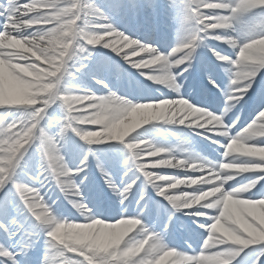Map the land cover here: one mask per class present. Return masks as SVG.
Segmentation results:
<instances>
[{"label":"clouds","instance_id":"obj_1","mask_svg":"<svg viewBox=\"0 0 264 264\" xmlns=\"http://www.w3.org/2000/svg\"><path fill=\"white\" fill-rule=\"evenodd\" d=\"M46 7L55 10L29 20L16 19L9 30L0 33V68L10 73L18 85L16 93L0 94V108L24 109L20 118L7 128H3L4 122L0 121V128H3L0 135V179L14 175L28 152L26 146L39 139L44 161L41 169L49 172V177L63 192L67 194L69 189L75 188L72 195H80L78 186L70 179L72 171L57 149V142L52 137L50 140L44 129L39 128L43 117L37 119V116L57 99L65 106L75 99L58 90L66 61L75 54L73 49L84 51L87 45L95 46L106 36H115L103 47L118 56L133 49L122 57L123 60L151 85L175 93L176 98L130 99L109 90L93 106L96 111L78 121L97 125L98 129L73 128L70 122L64 123L58 133L60 139L63 140L70 130L88 144L107 141L123 144L129 153L128 160L140 168L157 195L167 201L170 219L177 214L198 217L204 214L202 210H218L202 239L200 251L189 254L169 244L167 224L164 229L156 230L139 215L101 219L83 201L74 203L77 212L84 217L82 222L60 218L37 193L38 198L33 199L30 209L40 230L45 231L50 246L58 248L60 255L65 252L78 254L85 264H236L246 250L258 246L255 249L258 256L252 264H260L264 257V192L254 190L264 182V108L235 133L233 129L240 115L231 121L229 117L264 73V0H224L206 5L230 10L228 16L209 17L216 23L207 27L222 29V32L200 37L198 33L203 30L198 25L202 21L189 23L186 38L191 42L173 47L168 52L119 30L113 33L98 31L105 25L96 21L106 17L91 12L89 6H82L79 0H34L30 10L39 12ZM13 32L17 34L13 35ZM209 39L227 45L237 53L234 59L215 53L217 60L226 62L230 74L226 104L218 113L183 98L184 83L180 79L192 67L189 63L181 69V64L193 60L197 48ZM188 47L192 48L190 53L175 58ZM133 57L145 58L132 62ZM41 64L45 66L41 67ZM150 122L178 124L193 132L203 130L223 137L226 143L221 145L224 150L220 159L211 160L195 148L174 151L153 140L140 138L138 130ZM17 123L28 126L21 133L8 135ZM185 143L190 141L186 139ZM145 156L160 158L140 166L138 162ZM149 167L194 175L162 176L156 171H143ZM157 180L168 182L161 186ZM232 182H235L233 186L227 187ZM143 198L141 196V200ZM188 247L192 245L189 243ZM62 264H81V261L65 256Z\"/></svg>","mask_w":264,"mask_h":264},{"label":"bare ground","instance_id":"obj_2","mask_svg":"<svg viewBox=\"0 0 264 264\" xmlns=\"http://www.w3.org/2000/svg\"><path fill=\"white\" fill-rule=\"evenodd\" d=\"M145 2L148 7L149 4H154L153 0H82V3L85 5L89 6V10L91 12H99L101 13L104 17H106L105 22H111V25L119 31L124 32L126 35H129L132 38H136L141 40L143 43H147L148 40H150L149 35L150 33L154 32L155 28L154 25H157L158 28L160 29V34L162 31L166 30L167 31V37L168 40L165 41L164 37L159 36L158 40H152V43L155 46H157L161 51L165 52L162 50L160 47L166 48L167 46H171V48L176 47L180 45L187 37V32L186 28L187 25L183 23V16L180 12V8H184L185 6V0H158V5L155 9L152 10V6H149L148 8H140L136 9L134 8L132 12L126 14L125 16H121L118 18V24H116L115 19L112 18L113 14H123L122 13V8L127 5H134V4H139V2ZM23 3H31L32 0H22ZM5 0H0V4H4ZM44 11V10H41ZM145 13V14H143ZM31 15V14H30ZM165 16L167 19L162 20V16ZM98 21V20H97ZM96 21V22H97ZM6 23V18L3 15H0V30L3 29L4 24ZM77 23H80V21H77ZM151 24V30H148L145 27V24ZM33 29L27 30V32L32 31ZM27 34V33H26ZM152 36V35H151ZM107 39V38H106ZM207 43V42H206ZM216 43V41H215ZM202 45V47H204ZM168 48V47H167ZM211 49V47L207 46V49ZM207 49L203 50V54L199 52L198 50L197 53L195 52L194 58L191 61L192 67L189 68V71L184 73L183 76L180 78L183 83H184V89L182 90V95L187 96L190 95L189 92L192 89V86H194L192 92L196 88V79L198 77V73L201 72V76L203 75V71H201L202 65L204 66V60L207 55ZM215 49L217 52L219 51L220 53L226 52L224 47L220 44L217 43ZM74 55L72 56L71 59H68L66 61V69L62 75L61 83L58 86V90L61 94L65 92L64 88L67 85H75L77 84L76 82H73V76L76 74H81L84 75L90 79L95 78L96 80L101 81L104 86L105 91H102L99 96H105L109 93V90L112 92L117 93L118 95L128 97L130 99H145V98H151V99H156V98H167V96H176L175 93L169 92V94L165 92H161V94H158L160 92V88H155L157 85H151L148 81L145 80L143 76L140 75L139 71L136 69H133L130 67L128 63H126L122 56L116 55L111 49L104 48L103 44L100 45H87L86 49L84 51H80L79 48H74ZM126 51V50H125ZM236 52L235 50H233ZM201 53V54H200ZM135 59V58H133ZM43 66H45L43 64ZM185 66H181V69L184 68ZM203 68V67H202ZM180 69H176V71H179ZM145 71H148L147 69ZM204 71L208 72V69H204ZM211 73V72H209ZM208 73V74H209ZM215 74L216 72H212ZM73 74V76H72ZM81 77V76H80ZM0 79L5 80L9 85H12L14 87H18L16 80L10 73H6L2 68H0ZM75 79V78H74ZM221 83V81H220ZM107 85V87H105ZM264 87V73L261 74L260 77L257 78V82L254 85L252 91L254 94H260L261 89ZM96 88L94 86L90 85L85 88V92H95ZM157 89V91H156ZM192 97L190 98L192 101L196 97V94L191 95ZM257 102L254 107L252 108L251 112L246 115V113L243 111L244 109V104L245 102L242 101L241 105L237 107V109H240L237 114L240 115V120L238 123H236L235 128L233 129V133L238 131L240 128L245 126L250 120H252L253 116L255 113L262 107L264 106V99L257 100ZM58 102L57 100L55 103H53L49 108L54 111L58 107ZM199 102V101H196ZM242 110V111H241ZM237 116V115H236ZM235 116V117H236ZM17 115H12V114H0V121H3L4 123H11L17 119ZM49 118V117H48ZM230 121L233 120L231 118V115L229 117ZM91 127H99L97 125H88ZM154 129L156 130H161L160 132L158 131V136L155 134L153 141L161 143L163 146H166L174 151H179L182 150L183 148L179 146L180 141H183V138L186 136H189L191 134V130H189L186 126H180L178 124H165L164 122H150L148 125L143 126L140 130H138L137 135L140 136L142 139H147L148 133L151 131L154 133ZM55 127L51 129L50 131H45V133L48 136H51L52 139L54 138L55 134ZM210 134V133H208ZM150 137V136H148ZM215 140L217 143H214L212 140L209 141L211 146H214L217 148L219 151H223V147H221L222 143L226 142L225 139L221 136L215 135ZM110 142V141H108ZM119 143V142H118ZM183 143V142H182ZM124 145L119 143V145H115L113 148H106L99 150V155L101 156L100 160L102 162V168H106V166L112 165L115 162L119 160L120 161H125L122 168L116 167L115 171L113 172V176L115 179V182L117 183L118 186H124L127 183H131L132 180L138 175V171L135 168V166L128 160L129 153L124 152L122 150V147ZM190 148H195V143H192L188 147ZM204 156H210V153L207 152V148H200ZM67 154V152H66ZM65 154V155H66ZM69 155V154H68ZM104 155V156H103ZM212 157V156H211ZM214 157V156H213ZM155 158H150L144 159L145 162L152 160ZM28 161V160H27ZM26 161V162H27ZM89 158L85 161L83 158V154L78 155L76 158H70L68 159V163L71 165L75 166H82L88 164ZM25 162V160H24ZM26 164L30 163H23V166ZM36 166H39L42 164V160H35ZM38 164V165H37ZM150 168V167H149ZM18 170V169H17ZM34 170V169H33ZM163 174L169 173V170L173 169H160ZM36 171V169H35ZM179 170H174L172 173L173 175H179V176H184L186 174L185 172L183 173H178ZM16 172V170H15ZM14 172V173H15ZM38 173V171H37ZM40 173V171H39ZM142 174V173H141ZM187 174H194V173H187ZM143 176V175H142ZM78 177H83V175H79ZM235 182H232L227 187L233 186ZM49 181L44 184L43 189L44 193H48L50 191V186H49ZM87 190H89V186H87ZM257 192H264V182L260 186H258L257 190H254ZM4 192H0V197L3 195ZM153 194H157L156 191L152 188L150 183H146L144 185L138 186L137 184L133 185L132 190L127 194V198L132 197L129 203H127V200H124L123 203H121L120 199L118 200V209L116 210L117 213L112 216V214L109 211H106L104 215H102L103 218L113 220L114 218H120L121 215H128L129 213H138L140 218L144 219L145 222L150 225L151 227L155 228L156 230L160 229L161 223L164 220L172 221L175 219V216L173 217V220L170 219L167 215L166 212L168 211V208L164 207L162 205V200L165 201L162 197L157 198V200H154ZM143 196V199L150 198L151 202H148L146 200V203H151V206H148L147 208L144 209L145 203L141 200H139ZM118 198H120L118 196ZM153 198V201H152ZM258 198V197H255ZM139 201V203H137ZM121 206L119 207V205ZM22 206L19 202L18 199L14 198L9 201L8 207L9 209V214L7 213L6 216H3L0 214V224L3 225L1 227V232L3 235H5L8 239L13 238H18L21 236V243L24 242V240L27 238L24 236L22 228L18 227L20 226V223L23 224L24 221L20 220L14 213L15 210L18 208H22ZM77 212V210H76ZM54 213L60 217V218H67L69 220H76L78 222H82L84 220V217L82 216H76L74 214H66L62 215V213L58 211H54ZM78 213V212H77ZM203 215L198 216V217H187L183 216L181 214H177V218L180 219H185L189 218L192 221L195 220L196 223L195 226H201L207 221V223H211L212 221L209 219L210 216L212 215H217L218 212L216 210H203ZM129 216V215H128ZM17 227L15 230V233L13 232V229ZM205 228L206 227H202ZM7 229V230H6ZM174 227L171 229H168L167 233V238L170 243L177 242V236L175 233L177 232V229L173 230ZM194 228H189L188 230H193ZM202 229V230H205ZM190 231H186V233H189ZM198 232L197 235L200 236V238L203 239L205 234H203V231H196ZM180 239L184 237L182 233H178ZM169 235V237H168ZM171 235V236H170ZM33 236V235H32ZM35 243L37 241H48L47 236L44 238H37L36 236H33ZM32 237H28L30 239ZM32 243V242H31ZM258 248V246H253V250H246V254H242L241 258H239V262L236 264H249L253 260L256 259L258 256V251L255 249ZM53 252H56L58 254V248H53L50 247ZM51 251V253H52ZM27 255V254H25ZM69 256L72 257H77L78 254L76 253H68ZM29 256V255H28ZM29 258V257H28ZM260 262H264V257L260 259Z\"/></svg>","mask_w":264,"mask_h":264},{"label":"rangeland","instance_id":"obj_3","mask_svg":"<svg viewBox=\"0 0 264 264\" xmlns=\"http://www.w3.org/2000/svg\"><path fill=\"white\" fill-rule=\"evenodd\" d=\"M153 1H154V4L148 5V7L152 6V10L155 9L159 3L158 0H153ZM209 2L217 3L219 2V0H209ZM146 5L147 4L145 2L140 1L139 4H134V5H129V6L132 8L140 9V8H148ZM41 10H45V8H41ZM129 12H130L129 8L127 6H124L122 8V13H124V15L119 14V13L113 14L112 18L118 20L119 17L121 16L123 17L125 16V14H128ZM180 12L182 16L184 17V15L186 14V7L184 8L181 7ZM163 18L167 19L164 15H163ZM106 23L111 24L110 21L109 22L107 21ZM164 39L168 40L167 35L164 37ZM209 41L215 45H217V43L222 45L228 51H233V49L229 48L227 45L221 44L217 41L215 43V41L211 39H209ZM146 44H150V42H147ZM167 47L166 48L160 47V48L164 50L165 52H168L171 50V46H167ZM206 49H207L206 45L202 49H200V47L198 48L199 52H201L202 54H203V50H206ZM207 55L208 56H206L204 63L205 65L210 66V69L217 70L218 73L222 72L221 69H227L228 65L226 64V62L217 60L216 56L213 54L212 51L208 52ZM225 55H229L232 58L233 56H236V54H234L233 52L227 53ZM41 67H44L43 64H41ZM229 75L230 74L226 70V73L224 74V77H223L224 78L223 80L225 82V89H220L221 96L218 99V103L221 109L225 107V104H226V97L224 93L227 90V86L229 83ZM73 77L75 78V79L73 78V80H75L73 82L77 81V84L67 85L64 88V90L65 89L66 90L63 94H81L85 92V88L88 87L89 84L94 87L96 86V90L98 89L99 92L105 90L103 87H100L102 85L104 86V84H102L101 81L96 80L95 78L90 79L81 74H78V75L75 74ZM210 78H211L210 80H206L205 78H203L202 80L204 81L201 80L200 82H204V84H206V86L208 87V91L212 92L216 85V80L213 79V77L211 76ZM216 87L218 86L216 85ZM155 88H160V92L158 94L162 95L161 92H165L169 94V92L166 89L161 88L160 86H157ZM17 90H18V87L16 88L12 85H9L7 82H5V80L0 79V94L11 95V94L16 93ZM92 93L96 95V93L94 92ZM249 97L250 95L245 97L248 101L247 106L248 104H252V102L249 100ZM167 98H176V96H172V97L167 96ZM52 109H54V107H52ZM52 109L50 108L46 109L43 119L40 122L39 128H43L44 131L46 130L50 131L51 129L55 127L56 131H55L53 140L57 142L56 144L57 149L59 150L60 154L65 157V161L67 162L69 169L73 173L72 181L78 186L80 195L79 196L72 195V192H74L73 189H69L68 193L66 194L56 185L55 181H53L51 177H49L48 179L49 184H50L49 185L50 191L48 193H44V189L43 187H41L39 180L37 179V177L40 175L39 171L40 172L42 171L41 165L44 164V161L41 159L42 150H41V141L39 139L35 140L31 144V146L28 149V152L24 156V159L20 162L19 167L15 169L16 172L14 173V176H16V178L20 182H22L25 186L39 189L42 197L44 198V201L46 202L47 205L51 207L53 212L59 210V212L62 213V215L72 213L76 216H80V214L76 212L74 203L76 201H83L84 203L88 204V207L92 209V212L98 218L105 219L102 217V215H104L106 211H109L110 213H112V216H114V214L117 213L116 210L118 209V203H119L118 200L120 199L121 201V197L118 198V195L116 194V192L113 190L112 187H110V183H115L113 176H112V172L115 168V164L106 166V168H102V162L100 161L102 160L101 159L102 155H99V152H100L99 150L106 149V148H113L115 147V145H119V143L115 141H110V142L107 141L101 144H88L87 142L81 140L78 136L75 135V133L71 132L70 130L66 133L64 139L61 140L58 133L63 124L64 118L67 113V109H66V106L63 105L61 101L58 102L57 109H55L54 111L50 113ZM23 111L24 109L22 108L18 109L15 107L0 108V114L6 113V114H12L14 116L17 115L18 117L17 119L20 118V115L23 113ZM87 129L95 131L98 128L87 126ZM154 130H155L154 133H152L151 131L148 133L147 139L153 140L154 135L157 133L156 135L158 136V131L159 132L161 131V130H156V129ZM191 132H192V135L188 136L187 137L188 139H193V138L197 139L200 144L207 146L205 140L203 141L200 138L204 136V133H202V130H198V131L196 130L195 132L193 131ZM207 138H212V136L207 135ZM158 144L162 145L161 143H158ZM184 145H185V142H184ZM122 150H124V152H128L124 146L122 147ZM80 154H83V158L85 161L89 158L87 166L80 165L77 167L75 165H71L68 163V159H70L71 157L76 158ZM144 159H148V157L145 156ZM35 160L36 162L37 160H42V164L39 166H36ZM150 162L151 160L147 161L146 163L150 164ZM23 163L24 164L30 163V164H26L23 166ZM46 166L47 165L45 164V167ZM117 166H121L120 163H117L116 167ZM149 170L151 171L152 169L149 168ZM154 171L163 174V172H161L160 169H157ZM173 172L174 170H172V172L171 170H169V173H166V174L173 175L172 174ZM178 173L181 174L183 173V171L179 170ZM79 175H83V177L82 178L78 177ZM185 175H194V174L186 173ZM132 181H135L134 185L137 184L138 186L148 183L147 179L144 176H142V174L139 171H138V175ZM87 186H89V190H87ZM10 187L12 186L10 185ZM13 191L16 193L15 198L18 199V202L21 205H23L22 200H20L18 190H16L13 187ZM4 195L5 193H3L1 197H4ZM132 197L133 196L126 199L127 203L130 202ZM154 197L156 199L158 195L155 194ZM139 200H141V198ZM141 201L145 203L146 199H142ZM164 204L166 207H168L167 201H164ZM147 205L148 204H146V206ZM120 206L121 204L119 205V207ZM20 208L15 210L14 213L20 220L24 221L23 224L20 223V226H18L22 228L24 236L28 238V234L31 233L30 237L32 238L29 239L30 247L26 249H22V243L20 241L22 235L19 236L18 238H14V240L12 237L11 239H8L5 235L2 234L1 229H0V246H3L4 248L10 250L14 254L15 264H57V261L60 259V257L56 252H53L52 249H50L51 246L48 243V241L42 242L39 240L35 243L33 236H36L38 239L44 238L46 236L45 231H41L40 229L34 230L33 225L37 222L35 221V218L32 216L31 211L28 210L26 206H22L23 211H20L19 210ZM9 209L10 208L8 207V204L4 205L3 211H0V214L3 216H6L7 213L9 214ZM106 220H109V219H106ZM187 220L192 221L189 218ZM164 224L166 225L167 223L164 222ZM164 224L162 225V229H164ZM178 225L183 226L184 221H180ZM16 229L17 227L13 229L14 233ZM0 264H13V262L7 261L6 258H0Z\"/></svg>","mask_w":264,"mask_h":264},{"label":"snow or ice","instance_id":"obj_4","mask_svg":"<svg viewBox=\"0 0 264 264\" xmlns=\"http://www.w3.org/2000/svg\"><path fill=\"white\" fill-rule=\"evenodd\" d=\"M222 2H224V0H219V2H217V3H210L209 0H185L186 14L183 17V23L185 25H187L189 23H196V21H202V23H199V25H198V28L203 30V31H199V33H198V35L200 37H206V36L210 37V36L217 35L218 33L222 32V29H210V28H208L207 27L208 25L216 23V20L209 19V17L228 16L230 14V10H225L222 8L206 7V5H214V4H218V3H222ZM79 3L82 6L85 5L84 3H82V0H79ZM33 4H34V0H32L31 3H22V0H5L4 4H0V15H3L6 18V23L4 24L3 29L0 30V33H3L5 31L9 30L10 25L15 23L16 19L29 20L35 15H46L47 13H50V12L55 10L52 7H46L44 11H41V10L39 12L31 11L30 9H32ZM60 6H63V5L61 4ZM97 13H98V15H102L99 12H97ZM81 16L83 17V12L81 13ZM105 21H106V19H100L97 21V23L105 25V27L98 29V31L105 32V33L116 32V29L111 24L106 23ZM120 33L125 34L122 31H120ZM12 34L16 35L17 33L13 32ZM113 39H115V36H106L104 41L102 43H98V45L109 43ZM190 42H191L190 38H186L181 44H189ZM80 43H83V41H80ZM132 50L133 49H128V50L122 52L121 56L123 57L125 55H128L129 52ZM191 51H192L191 47L185 48L184 51L179 52L178 56L175 58H179L180 56H185L186 53H190ZM211 51L213 52L214 55L217 52L213 49H211ZM133 58H135V59H133ZM133 58H132V62H137L141 59H144L145 57H133ZM191 61L192 60L189 59L185 63L181 64V66L187 67L188 64L191 63ZM224 94H225V97L227 99L228 90H226ZM232 94L238 95L239 93H232ZM65 95L68 97H73L75 99L66 106L67 113H66V116L64 118L63 124L70 122L72 124L73 128L87 129V126L90 124H87V123L81 124V123H78V121L85 118V117H88L91 113L96 111V108L93 106L97 105L100 102V100L102 99V96L98 97L91 92H83L81 94H65ZM156 99H159V98H156ZM57 100H59V99H57ZM52 104L53 103H51L50 106ZM50 106L46 107L44 112L40 113V115L37 116V119H40L41 116L43 117L45 112H46V109H48ZM37 107H44V105H37ZM32 111H35V109H32ZM32 122H34V121H32ZM12 123H14V121L11 123H4L3 128H7L8 125L12 124ZM27 126H28L27 124L17 123L16 126L11 129V132L7 133V134L8 135H14L17 133H21L22 129L26 128ZM3 128H0V135L3 134ZM37 130H38L37 135H39L40 129L38 128ZM49 139L51 140V137H49ZM26 147L29 149L30 146H26ZM147 157L155 158V159H152L151 161L160 158V157H155V156H147ZM138 164L140 166H142V165H146L148 163H146L144 160H140L138 162ZM135 168L141 173V170L139 167L135 166ZM151 169H152L151 171L157 170V169H153V168H151ZM143 171L144 172H151L149 170V168H144ZM158 174L162 175V176H179V175L161 174L159 172H158ZM72 178H73V173L71 174L70 179L72 180ZM48 179H49V172L42 170V174H40L39 178H38L41 187L44 186V184L47 182ZM153 179H155V178H153ZM133 182L134 181H132L131 183H127L124 186H118L115 183H110V187H112L113 190L116 192V194L119 197H121V201L123 202L124 200H126L125 197H127V194L132 190L133 185H134ZM167 182L168 181H161V180L156 181V183L160 184L161 186H163ZM10 185L12 187H10ZM13 187L16 190H18L20 200H22L23 205L26 206V208L30 211H31L30 205H31L33 199L38 198L37 193L39 194V196H42L39 189L29 187V186H25L22 182H20L16 178V176H14L12 174L7 175V176L3 177L2 179H0V192L5 193L4 197H0V211H3V206L7 205L10 200L15 198L16 193L13 191ZM73 190L76 191L75 188H73ZM19 210L23 211V208H20ZM216 211H218V210H216ZM31 214L35 218V216L33 215L32 212H31ZM128 215L129 216H137L138 213H129ZM215 218H216V215H212L209 217V219L212 222L215 220ZM35 221L37 223H35L33 225V228H34V230H38V229H40V227L38 225V221L36 220V218H35ZM212 222L210 224H208L207 221H205V223L202 225V227H206V230H207L208 226L211 225ZM0 227H3V225H0ZM30 236H31V233L28 234V237H30ZM28 247H30V242H29V239L26 238L24 240V242L22 243V249H26ZM58 255H59L60 259L57 261V264H62L65 256H69L68 253H66V252L63 255H60L58 253ZM0 258H6L7 261H12L13 264H15L14 254L10 250L4 248L3 246H0ZM73 258L80 260L81 264H85L82 257L77 256V257H73ZM261 264H264V262H261Z\"/></svg>","mask_w":264,"mask_h":264}]
</instances>
